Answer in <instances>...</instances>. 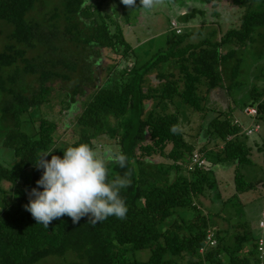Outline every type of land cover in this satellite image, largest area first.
Returning <instances> with one entry per match:
<instances>
[{"label":"trees","instance_id":"obj_1","mask_svg":"<svg viewBox=\"0 0 264 264\" xmlns=\"http://www.w3.org/2000/svg\"><path fill=\"white\" fill-rule=\"evenodd\" d=\"M202 2L215 15L221 4L235 8L238 24L224 33L209 26L206 33L204 27L197 33L172 29L154 53L138 60L123 34L130 17L121 0H59L50 8L45 0H0V264L259 263L256 240L262 236L240 221L234 233L230 225L219 229L214 218L230 223L226 205L234 201L242 208L243 194L255 184L264 186L246 174L254 165V146L264 163V143L254 140L264 131V66H257L264 58V0ZM111 4L119 5L121 21L105 11ZM195 14L203 11L193 9L178 20L186 23ZM194 34L200 39L188 41ZM106 51L117 55L113 62L133 58L107 86L116 66L95 71ZM246 53L257 62L248 89ZM72 81V87L64 86ZM217 90L229 98L226 109L209 107ZM238 94L247 99L242 106ZM56 96L61 105L77 108L67 143L60 142L61 124L34 119ZM248 107L256 108L255 117L245 115ZM192 114L199 121L186 139L181 125ZM255 125L259 129L251 135L243 132ZM100 140L128 157L127 167L111 165L108 177L131 173V186L120 193L126 218L111 216L93 225L88 216L74 224L65 215L48 228L37 224L24 206L44 171L35 166L38 158H63V151L81 143L95 149ZM194 153L204 164L188 172ZM212 204L217 210L210 217L206 209ZM208 229L216 246L201 254ZM137 252L148 258L139 261Z\"/></svg>","mask_w":264,"mask_h":264},{"label":"rangeland","instance_id":"obj_2","mask_svg":"<svg viewBox=\"0 0 264 264\" xmlns=\"http://www.w3.org/2000/svg\"><path fill=\"white\" fill-rule=\"evenodd\" d=\"M55 1L59 0H52V1H46L48 7L50 8L55 4ZM97 2L98 0H90V2ZM44 3V2H43ZM125 6V5H124ZM141 7L140 0H136V8L135 9H129L128 16L129 19V25L126 28H124V37L132 45V50L136 54L138 60H144L147 59L152 53L155 52V49L158 48L165 40L166 34H171L172 29L169 26V23H173L175 26L178 25V27L181 30V33H197L202 27L203 33H206L207 27H212L216 29L218 33H224L229 28L235 27L238 24V20L240 17V12L237 11L235 8H230L226 4H221L216 12V15L214 14V10L212 8H209L207 5H205L202 0H165V3L155 9H153L150 12H144L142 10H139ZM125 9L127 10V6H125ZM193 9H198L203 11V15L201 14H195L192 19H189L186 23L180 22L178 18L182 15H186L187 13H190ZM47 10V9H46ZM105 11L109 14H111L113 17H118V19L121 21L122 18V12L118 4L113 6L107 5L105 6ZM106 13V14H107ZM85 23V21L83 22ZM88 23V22H86ZM63 24V21H62ZM87 25V24H86ZM88 26V25H87ZM81 28H85L84 26H81ZM87 31V28L85 30ZM3 35L0 36V45L3 43ZM219 37V36H218ZM85 38L84 36L82 37ZM200 38L194 34L192 37L188 39V41H194L197 42ZM262 41L259 39L257 40L255 44L256 50L259 52L261 50L260 45ZM69 47V45H68ZM88 50V51H87ZM90 48L87 47L86 51L89 52ZM104 58L99 59L95 71L101 74L102 70L101 67L103 65H110L114 64L116 66V69L113 71L111 76L108 78L107 85H111L113 81L119 80V71L122 69L129 67L132 64L133 58H127L124 59L123 57L117 58L118 61L115 60L113 62V57L117 56L114 55L111 52H103ZM89 61H94V58H89ZM257 66H264V58L262 60H258ZM256 63L252 60L249 53L245 54V60L243 63V71L247 73L248 77V83L246 85V89L249 88V80L251 79L250 72L253 71V67H255ZM264 68V67H263ZM153 79V76H151ZM73 79L76 80V76H73ZM78 80L81 79V77H77ZM126 80V78H125ZM154 83V82H153ZM74 85V82L72 83H65L64 86L67 88L68 86L72 87ZM105 86V85H104ZM240 94L236 95V99H240L239 102L242 100L244 103L247 102V99H243V97L239 96ZM240 97V98H238ZM61 97L56 96L53 101H51L50 104L47 106H42L34 115V119H37L39 117L46 118L47 120L55 121L59 124H61V128L64 129V131L61 133V141L63 143H67L70 141L71 136L70 132L73 129V125L70 123V119L72 115L77 111V108L75 105H72L70 108H68L66 105H61L60 103ZM242 101L239 103L240 106L243 105ZM229 102V98L226 96V94L221 91H213L211 95L209 96V107L214 108L216 110L218 109H226L227 103ZM169 111H172V107L170 106ZM198 117L195 114L189 115L188 118V124L184 123L181 125L182 131L186 137V139H189L191 135L195 132V127L198 124ZM261 137L254 139L258 144L261 145L264 143V131H261ZM100 143H95V149L102 153L103 150L106 147H111L114 151H116V147L114 145H110L108 142H103L100 140ZM199 142H204L203 138L198 139ZM253 141L252 139H249V142ZM103 143V144H101ZM221 146V145H220ZM215 147L213 144L209 146V148ZM254 155H252L251 159H253V166H248L247 168V180L250 182H256L264 180V163L263 157L260 152L256 151V147H253ZM2 156H0V159ZM4 159V158H3ZM158 160V158H156ZM208 196H210V192L207 193ZM243 199H241V202L243 201L242 208L239 207L241 205H237L234 201V204L230 203L231 205L227 206V211L230 212V214L227 215V219L231 220L230 223H227L230 225V233H234L233 226H236L237 222L240 221V223H246L248 228H251L253 231V234L255 237L262 236L264 238V231L259 230L258 228V222L263 221L264 222V186H260L259 184H255V188L247 193V195L243 194ZM206 201V200H205ZM204 201V202H205ZM207 202V201H206ZM205 202V203H206ZM212 208H211V207ZM206 209L208 211V214L210 217H213V212L216 209V206L209 205ZM214 208V209H213ZM217 210V209H216ZM224 212V211H223ZM241 213L240 215H237L238 213ZM215 213V212H214ZM215 219V218H214ZM218 222H221V226H225V223L221 220H218ZM235 228V227H234ZM136 258L139 261H144L148 258V253L146 252H137ZM45 261H42L40 264H50L51 262L48 261L47 263H43Z\"/></svg>","mask_w":264,"mask_h":264},{"label":"clouds","instance_id":"obj_3","mask_svg":"<svg viewBox=\"0 0 264 264\" xmlns=\"http://www.w3.org/2000/svg\"><path fill=\"white\" fill-rule=\"evenodd\" d=\"M121 3L129 9L136 8V0H121ZM164 3L165 0H140L139 10L150 12ZM49 155L50 161L45 159ZM113 164L124 169L128 157L111 147L100 153L88 143L68 147L63 151V158L44 153L35 164L44 171L36 181L37 187L28 193L29 203L24 206L25 210L45 228L54 219L65 215L71 217L74 224L85 216L93 225L111 216L125 219L128 207L120 193L131 186V173L126 171L123 176L117 175L109 180Z\"/></svg>","mask_w":264,"mask_h":264},{"label":"built area","instance_id":"obj_4","mask_svg":"<svg viewBox=\"0 0 264 264\" xmlns=\"http://www.w3.org/2000/svg\"><path fill=\"white\" fill-rule=\"evenodd\" d=\"M171 29L175 30L176 33H180V29L177 26H175L173 23H171ZM244 113L247 116L250 117H255L256 115V108L255 107H248L244 109ZM259 129V127L257 125L253 126V127H247L243 130V132L246 135H251L252 133L256 132ZM204 164V161L202 159V155L201 154H197L194 153L191 159V163L188 164V166L186 167L187 171L190 172L193 170L194 166L196 165L198 168H201ZM259 228L263 229L264 228V222L260 221L259 222ZM256 250H257V256L259 259V263L258 264H264V239L262 237L258 238L256 240ZM216 246V240L214 238V233L211 229L207 230V235L204 241V246L202 248L199 249V252L201 254H203L206 250L207 247H215Z\"/></svg>","mask_w":264,"mask_h":264},{"label":"crops","instance_id":"obj_5","mask_svg":"<svg viewBox=\"0 0 264 264\" xmlns=\"http://www.w3.org/2000/svg\"><path fill=\"white\" fill-rule=\"evenodd\" d=\"M223 214V213H222ZM219 215L220 216H222L220 213H219ZM219 217V216H218ZM225 218V217H224ZM215 220L218 222V220H220L219 218H215ZM222 222H224V221H222ZM225 223V226L223 227V226H221L222 225V223L221 222H218V228L219 229H225V228H227L228 227V224H227V222H224ZM259 223V222H258ZM258 228H259V225H258ZM260 229V228H259ZM264 229V228H263ZM260 230H262V229H260Z\"/></svg>","mask_w":264,"mask_h":264}]
</instances>
